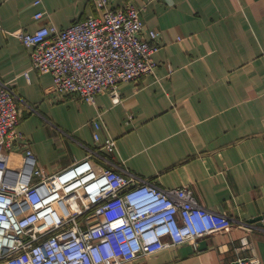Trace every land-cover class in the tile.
<instances>
[{
    "label": "crops",
    "instance_id": "1",
    "mask_svg": "<svg viewBox=\"0 0 264 264\" xmlns=\"http://www.w3.org/2000/svg\"><path fill=\"white\" fill-rule=\"evenodd\" d=\"M36 1L0 0V81L24 110L33 107L19 128L43 170L57 173L97 149L160 188L191 185L200 204L235 222L137 264H264V219L254 221L264 216V0H110L113 8L136 5L145 30L161 35L154 74L122 82L117 104L109 93L96 104L77 94L57 98L50 73L26 77L31 56L17 30L99 15L90 0ZM110 137L114 154L101 150Z\"/></svg>",
    "mask_w": 264,
    "mask_h": 264
},
{
    "label": "built area",
    "instance_id": "2",
    "mask_svg": "<svg viewBox=\"0 0 264 264\" xmlns=\"http://www.w3.org/2000/svg\"><path fill=\"white\" fill-rule=\"evenodd\" d=\"M90 1L99 15L65 28L46 24L15 32L30 51L31 68L24 73H50V93L57 98L77 94L96 104L109 93L117 104L122 82L154 74L161 35L145 30L132 3L113 8L110 0ZM44 14L38 11L36 19ZM32 110L28 104L24 110L15 90L0 81V264H137L234 227L228 215L200 204L191 185L160 188L97 149L47 174L19 128ZM101 115L94 121L97 130ZM95 139L101 140L97 131ZM116 147L111 137L101 144L111 154ZM93 156L106 165L97 168Z\"/></svg>",
    "mask_w": 264,
    "mask_h": 264
},
{
    "label": "water",
    "instance_id": "3",
    "mask_svg": "<svg viewBox=\"0 0 264 264\" xmlns=\"http://www.w3.org/2000/svg\"><path fill=\"white\" fill-rule=\"evenodd\" d=\"M264 219V216H261V217H258V218H256L254 221L257 223V224H259V225H263V220ZM242 261H244V262H246V260H242ZM233 264H238V262H235V263H233Z\"/></svg>",
    "mask_w": 264,
    "mask_h": 264
}]
</instances>
